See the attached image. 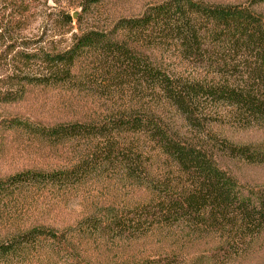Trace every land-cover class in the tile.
<instances>
[{
    "label": "trees",
    "instance_id": "1",
    "mask_svg": "<svg viewBox=\"0 0 264 264\" xmlns=\"http://www.w3.org/2000/svg\"><path fill=\"white\" fill-rule=\"evenodd\" d=\"M263 4L159 0L61 50L1 18L0 109L68 88L84 110L0 116V160L18 133L79 152L0 177V264H231L262 240L264 187L246 194L235 171L264 167Z\"/></svg>",
    "mask_w": 264,
    "mask_h": 264
},
{
    "label": "rangeland",
    "instance_id": "2",
    "mask_svg": "<svg viewBox=\"0 0 264 264\" xmlns=\"http://www.w3.org/2000/svg\"><path fill=\"white\" fill-rule=\"evenodd\" d=\"M157 1L159 0H0V19L18 21L22 35L31 42L41 38L43 47L61 50L71 44L75 35L88 30H104L109 27L113 18L137 13ZM258 9L264 13V4L258 6ZM62 12H67L71 18L67 27L60 24ZM35 47L36 45H30L32 49ZM101 48V45L96 46L90 54H101ZM88 62L89 60H85L79 70L83 68L82 75L85 76L83 80L86 84L90 85V81H93V85L94 80L99 82L100 79L89 77L92 65ZM67 89L61 93H51L42 88L32 90L23 102L1 108L0 116H16L34 126L62 123L70 119L73 113L80 116L81 110H84L81 109L84 101L75 100L70 104L68 101L73 94L66 93ZM84 100L91 102L93 98L87 97ZM28 138L22 133L7 137V145L0 160V177L21 170L50 171L70 165L73 160L78 159L79 152L68 143L52 148L44 145V141H30ZM235 176L240 189L246 194L264 187V167H243L235 171ZM64 210L69 215L78 210V205L75 202L69 203ZM231 264H264V237L243 258Z\"/></svg>",
    "mask_w": 264,
    "mask_h": 264
}]
</instances>
